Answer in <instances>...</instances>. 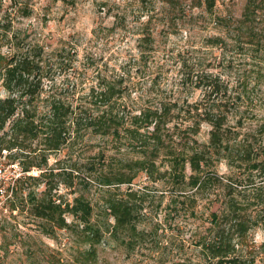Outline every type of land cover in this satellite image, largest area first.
<instances>
[{
    "label": "rangeland",
    "instance_id": "obj_1",
    "mask_svg": "<svg viewBox=\"0 0 264 264\" xmlns=\"http://www.w3.org/2000/svg\"><path fill=\"white\" fill-rule=\"evenodd\" d=\"M246 1L215 0L210 9L207 0H0V34L6 31L1 49H18L14 32L24 50L41 49L37 57L45 88L40 107L55 94L89 109L91 90L104 79L122 81L121 100L133 112L163 102L184 109L221 98L232 108L239 104L242 125L233 114L228 124L239 137L249 133L253 156L264 159V130H259L264 124V10L263 21L253 22L262 41L251 44L236 22ZM208 77L219 82V91L207 93ZM0 93H8L1 77ZM210 129L202 121L201 143L208 142ZM33 147L17 158L15 149L0 150V181L18 178L16 194L0 185V264H82L78 257L87 245L78 234L29 209L45 193L65 202L83 194L94 206L93 218L108 225L114 218L105 208L107 188L125 196L137 191L144 234L122 243L106 232L88 264H213L204 241L214 235L212 212L220 211L227 181L238 185L239 198L252 201L250 210L258 221L236 244V252L242 264H264V176L238 155L215 158L208 170L224 182L216 181L194 198L189 196L193 190L177 189L171 176L155 180L146 171L131 183L103 185V173L139 156L124 137L83 129L58 150L44 152L37 141ZM30 161L42 165L25 171ZM157 162L161 169L168 167L166 158ZM66 217L73 219L69 213Z\"/></svg>",
    "mask_w": 264,
    "mask_h": 264
},
{
    "label": "trees",
    "instance_id": "obj_2",
    "mask_svg": "<svg viewBox=\"0 0 264 264\" xmlns=\"http://www.w3.org/2000/svg\"><path fill=\"white\" fill-rule=\"evenodd\" d=\"M207 3L208 8L212 9L215 0H207ZM263 10L264 0H247L243 15L236 20L239 29L249 36L247 41L251 44L262 41V33L255 29L253 22L263 21L260 16ZM4 32L0 34V77L8 93H0V131H4L0 137V150L15 149L14 158L27 154V151H35V141L42 144V151L49 152L60 149L73 133L79 135L83 129H90L115 139L124 137L139 152L138 157L124 161L114 172L103 173V185L131 183L139 171H146L155 180L171 176L177 189L193 190L189 196L195 198L197 193L216 181L224 182L208 168L214 164L215 158L231 159L233 153L264 176V159L253 156L255 147L249 133L239 137V131H233L228 124L233 114L234 117L238 116L236 124L242 125L244 115L239 104L233 103V109L228 100L221 98L213 99L212 103L206 105L201 101L195 102L191 108L184 109L177 103L163 102L133 112L121 100L122 81L104 79L99 88H92V105L89 109L68 97L55 94L48 95L44 106L40 107L39 98L45 88L41 59L37 57L41 49L36 51L34 46L24 50V45L14 32L18 49L4 52L1 49L5 43ZM208 78L206 85L210 90L207 93L219 91V82ZM189 119L190 123L183 127ZM202 121L211 125L207 143H201L197 137ZM171 122L174 124L170 125ZM259 130H264L263 123ZM46 157L43 153V161L47 160ZM160 157L168 161L165 169H161L157 162ZM41 165L42 162L30 161L24 164L23 169L27 171L32 166ZM17 180L15 178L13 183L7 184L0 181V185L6 184L5 191L16 194ZM224 184L227 189L220 211L212 212L215 232L211 239L204 241V246L214 260L213 264H242L243 259L236 252V244L242 242L258 221L250 210L252 201L237 196L235 190L238 185L233 181ZM107 190L105 208L114 218V222L108 225L93 218L94 206L83 194L76 195L72 202H65L56 201L45 193L32 202L29 210L38 217L53 221L60 228L77 233L81 243L87 245L78 261L88 264L96 258L97 244L106 232L122 243H131L144 234V230L139 228L143 204L142 199L138 200L137 191L128 190L125 196L118 195L110 188ZM10 207L16 208L17 204L12 202ZM67 213L73 216L72 220H67Z\"/></svg>",
    "mask_w": 264,
    "mask_h": 264
}]
</instances>
